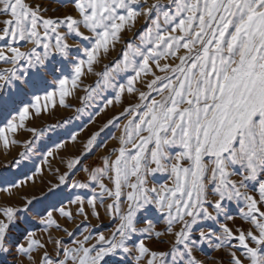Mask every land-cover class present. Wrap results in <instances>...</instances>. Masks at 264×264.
<instances>
[{
    "label": "snow or ice",
    "instance_id": "snow-or-ice-1",
    "mask_svg": "<svg viewBox=\"0 0 264 264\" xmlns=\"http://www.w3.org/2000/svg\"><path fill=\"white\" fill-rule=\"evenodd\" d=\"M0 157V264H264V0H0Z\"/></svg>",
    "mask_w": 264,
    "mask_h": 264
},
{
    "label": "rangeland",
    "instance_id": "rangeland-1",
    "mask_svg": "<svg viewBox=\"0 0 264 264\" xmlns=\"http://www.w3.org/2000/svg\"><path fill=\"white\" fill-rule=\"evenodd\" d=\"M139 27V25H138ZM131 37V33L126 34V38ZM120 47L121 45H117L116 51L110 52V54L108 55V57L103 61V63H107L109 60H112L113 58H115L118 54V52L120 51ZM103 64H101L100 66H98L97 70L102 69ZM95 77H89L88 78V82H92L94 81ZM73 103H75V101H73ZM120 110L119 106H116L114 108H109L108 110H106L105 112L101 113L100 116L95 117L94 122L92 123H88L87 124V128L85 129V131L81 134V139H83L84 137H86L90 132L97 130L104 122H106V120L108 118H110L111 116H113L114 114H116L118 111ZM88 112H92L93 109L89 108L87 110ZM73 115V111L72 110H64V109H57L56 114L54 117H50V118H45L46 120H50V119H59L62 117H67V116H71ZM88 122V116L87 115H82L81 120L80 121H73L74 124L76 123H87ZM37 125H39L41 123V121H36L35 122ZM109 134H114L115 136H119L120 132L116 129V128H111L109 130H107L105 133L102 134L103 138H107ZM116 143L115 140L112 139H107V144L108 147H112L114 144ZM74 150L70 147V151ZM16 150H13V154H15ZM104 149L99 150L97 153H95L96 156H99L101 154H103ZM3 157H0V160H2ZM101 220L103 222L102 224V230H104L105 232L107 231V226H108V220L107 218L103 215V210H101ZM78 222V220H77ZM93 224H97L100 223L99 221H96L94 218L91 221ZM69 230L72 229L73 225L69 224L68 225ZM159 246V245H157Z\"/></svg>",
    "mask_w": 264,
    "mask_h": 264
}]
</instances>
